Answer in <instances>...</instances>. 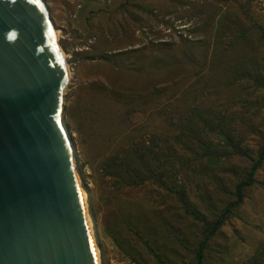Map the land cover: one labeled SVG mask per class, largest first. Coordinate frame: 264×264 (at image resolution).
<instances>
[{
    "label": "rangeland",
    "instance_id": "374dc122",
    "mask_svg": "<svg viewBox=\"0 0 264 264\" xmlns=\"http://www.w3.org/2000/svg\"><path fill=\"white\" fill-rule=\"evenodd\" d=\"M44 1L71 72L65 123L102 264L195 263L201 223L174 192L212 220L264 145V0ZM203 143L218 160L202 155ZM134 147L153 153L173 191L108 175ZM255 177L204 264H247L264 244V164Z\"/></svg>",
    "mask_w": 264,
    "mask_h": 264
},
{
    "label": "water",
    "instance_id": "95a60500",
    "mask_svg": "<svg viewBox=\"0 0 264 264\" xmlns=\"http://www.w3.org/2000/svg\"><path fill=\"white\" fill-rule=\"evenodd\" d=\"M69 78L46 2L0 0V264H97L61 126Z\"/></svg>",
    "mask_w": 264,
    "mask_h": 264
},
{
    "label": "trees",
    "instance_id": "16d2710c",
    "mask_svg": "<svg viewBox=\"0 0 264 264\" xmlns=\"http://www.w3.org/2000/svg\"><path fill=\"white\" fill-rule=\"evenodd\" d=\"M264 85V84H261ZM224 141L226 146L235 149L233 139L230 135H225ZM205 143L202 144V146ZM211 148L204 145L202 155L209 159L210 162L218 160L214 156L210 155ZM151 160H154L153 153L147 149L141 147H134L126 151L124 157H113L111 163L107 165V173L112 177H119L117 171H121L120 179L126 186L135 187L147 181V179H153L157 185L164 189L172 188L163 179L164 172L161 170V166L158 164L151 165ZM264 164V145L260 147L258 151L257 159H251V166L243 179H238L233 185L232 192L230 193L231 199L223 207V209L217 215H214L212 220L201 218L196 214L194 210L185 201V192L183 189L174 192L177 195H181L180 201L182 207L189 211L194 217L201 223L203 239L198 247L194 250L195 263L183 262L182 264H204L205 250L208 243L215 237L219 229L225 224V222L233 215L235 209L239 208L243 204L246 198V193L249 188L254 186L257 181L255 173ZM157 171L154 173V171ZM264 188V183H262ZM264 259V244H262L254 253L250 262L247 264H261ZM160 264H165L160 261Z\"/></svg>",
    "mask_w": 264,
    "mask_h": 264
},
{
    "label": "bare ground",
    "instance_id": "6f19581e",
    "mask_svg": "<svg viewBox=\"0 0 264 264\" xmlns=\"http://www.w3.org/2000/svg\"><path fill=\"white\" fill-rule=\"evenodd\" d=\"M56 34L59 38V31L56 30ZM62 55L64 56V58L66 59L65 55L62 52ZM68 70H69V77L71 78V72H70V68L68 66ZM69 78V79H70ZM61 126L62 129L64 130V132L67 134L69 140H70V147H71V152H72V164H73V168L78 180V184L81 190V196L83 199V203H84V207H85V212H86V216H87V220H88V224L90 227V231H91V235H92V239H93V243H94V249H95V255H96V260H97V264H102V247L101 244H99L98 242V238L96 237V228H95V224H94V218H93V212L91 209V197H90V191L88 189V186L86 185V183H84V179L80 173V170L78 168V154L76 151V144L74 141V134L72 132L69 133L68 129L66 128L64 119L61 120ZM72 133V134H71ZM71 134V135H70ZM95 215V214H94Z\"/></svg>",
    "mask_w": 264,
    "mask_h": 264
}]
</instances>
